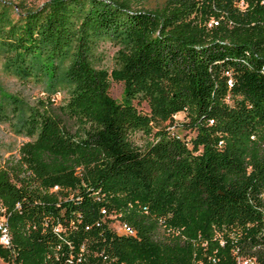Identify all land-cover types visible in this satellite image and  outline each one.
I'll list each match as a JSON object with an SVG mask.
<instances>
[{"label":"trees","instance_id":"trees-1","mask_svg":"<svg viewBox=\"0 0 264 264\" xmlns=\"http://www.w3.org/2000/svg\"><path fill=\"white\" fill-rule=\"evenodd\" d=\"M136 1L0 0L1 69L43 91L0 155V258L77 264L82 244L81 264H264V2ZM179 111L187 140L166 125Z\"/></svg>","mask_w":264,"mask_h":264},{"label":"rangeland","instance_id":"rangeland-1","mask_svg":"<svg viewBox=\"0 0 264 264\" xmlns=\"http://www.w3.org/2000/svg\"><path fill=\"white\" fill-rule=\"evenodd\" d=\"M17 9L24 7L38 6L43 0H6ZM156 0H141L134 2L133 6L151 7L155 4ZM115 46L109 40H102L99 42L97 52L101 57V64L108 69L112 65V53ZM109 94L116 100H121L123 95V84L118 80H110ZM0 92L8 93L13 98V101L8 99L1 107L0 111V155L7 156L16 151L17 146L27 136L24 134L21 120L27 114L28 107L31 106L38 96L43 95L41 85L32 80H19L16 77L5 73L1 69L0 61ZM66 95V89L61 87L57 89L53 96L55 100L62 101ZM13 102L18 105H13ZM141 110H147L145 103L137 105ZM186 118L184 113L179 111L166 121L167 128L170 132L177 134L179 137L187 140L193 134V130L184 125ZM113 227H117V222L113 221Z\"/></svg>","mask_w":264,"mask_h":264},{"label":"built area","instance_id":"built-area-1","mask_svg":"<svg viewBox=\"0 0 264 264\" xmlns=\"http://www.w3.org/2000/svg\"><path fill=\"white\" fill-rule=\"evenodd\" d=\"M261 3L264 2V0H259ZM233 6L236 7L238 10H243L245 6L247 5V0H233ZM220 16L222 15V10H219ZM218 18L211 16L207 22V26H212L218 23ZM101 212L105 215L104 209H101ZM109 219V225L117 232H125V233H133L132 227L127 224L125 221H122L119 219L114 213H109L107 215ZM264 219V217H263ZM113 221L117 222V227H113L112 223ZM60 226L56 225L54 229H58ZM0 244L3 246L8 247L10 245V235L8 232L7 224H6V219L5 215L3 213V207L0 206ZM84 248L83 245L81 244L76 252L68 251L66 254L63 255V259L65 262H71L73 259L76 260L77 264H81V261L84 259ZM95 255L96 252H93ZM246 260L242 259L240 262H237L238 264H243L245 263ZM0 264H18L16 260L13 258L9 259H2L0 258ZM107 264H111V262H108ZM249 264H253L251 261H249Z\"/></svg>","mask_w":264,"mask_h":264}]
</instances>
